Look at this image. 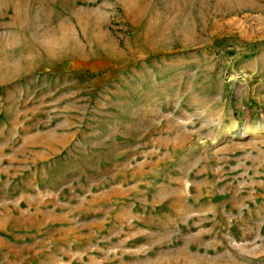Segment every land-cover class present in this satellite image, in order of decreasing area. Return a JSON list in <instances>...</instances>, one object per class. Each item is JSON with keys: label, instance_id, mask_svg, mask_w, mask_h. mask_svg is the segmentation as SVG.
Returning a JSON list of instances; mask_svg holds the SVG:
<instances>
[{"label": "rangeland", "instance_id": "374dc122", "mask_svg": "<svg viewBox=\"0 0 264 264\" xmlns=\"http://www.w3.org/2000/svg\"><path fill=\"white\" fill-rule=\"evenodd\" d=\"M0 264H264V0H0Z\"/></svg>", "mask_w": 264, "mask_h": 264}]
</instances>
